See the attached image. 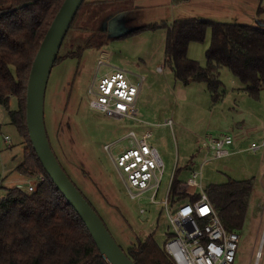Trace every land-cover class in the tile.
<instances>
[{
    "label": "rangeland",
    "instance_id": "rangeland-1",
    "mask_svg": "<svg viewBox=\"0 0 264 264\" xmlns=\"http://www.w3.org/2000/svg\"><path fill=\"white\" fill-rule=\"evenodd\" d=\"M111 1L116 5L103 8L104 18L98 28L110 40V25L118 28L122 22H115L119 16L115 19L107 17V14L127 8L122 1L133 7L137 0ZM138 1L145 6L135 10L138 17L131 18L134 28L151 23L169 24L174 19H207L203 18L205 13L202 10L193 6L171 11L169 0ZM98 16L96 14V18ZM214 17L215 21H224L222 23L238 21L239 25L264 29L261 23L264 15L255 24L241 22L246 21L245 18ZM88 34L81 29H72L62 42L58 59L69 56ZM210 37L208 31L204 43L190 44L188 58L201 67L206 63L205 51ZM164 43L163 30L142 31L111 40L99 50H85L79 60L68 58L54 66L44 95V124L50 147L70 181L123 251L143 242L152 233L157 246L162 248L171 232L163 208L150 202L151 192H145L136 199L129 198L110 156L103 150L104 145L120 141L128 131H134L138 137L150 133L149 142L160 155L163 173L156 201L165 198L175 167L180 169L176 177L180 184L191 179L193 173L199 174L196 181L201 190L223 184L228 179L250 180L253 190L243 228L237 231L240 242L234 264H255L254 253L264 228V149L256 152L245 149L251 143L260 145L264 141V87L255 100L224 68L219 77L221 99L212 103L205 84L182 86L174 80L165 63ZM101 60L107 64L100 73L120 69L129 73L134 83L137 77L143 78L141 97L136 104V120L107 119L89 109L86 91ZM158 68L162 70L158 71ZM9 109H16L15 98H11ZM165 122L170 124L165 125ZM220 134L232 136L241 152L213 159L204 144L207 135L216 137ZM6 136L8 141L4 139ZM127 146V140H121L113 154H117L118 148ZM25 148H28L27 139L10 125L7 112L0 107V199L5 189L17 187L24 191L29 184L35 188L40 178L35 173L23 175L16 172ZM195 192L199 193L200 189ZM258 264H264V247Z\"/></svg>",
    "mask_w": 264,
    "mask_h": 264
},
{
    "label": "trees",
    "instance_id": "trees-1",
    "mask_svg": "<svg viewBox=\"0 0 264 264\" xmlns=\"http://www.w3.org/2000/svg\"><path fill=\"white\" fill-rule=\"evenodd\" d=\"M63 1L0 0V107L7 112L10 125L28 141L16 172L35 173L42 179L35 183L31 193L13 187L5 189L0 199V264H107L82 221L45 174L31 147L25 125V98L31 65ZM122 2L128 7L112 10L107 17L133 8L128 2ZM110 4L116 5L112 1H83L65 38L74 28L89 34L63 60H79L85 50H99L111 40L142 31L165 30L164 59L175 81L182 86L205 84L212 103H217L221 99L220 71L225 68L249 97L258 99L264 87V29L207 19H184L171 24L151 23L110 40L98 29L104 18L102 10ZM134 12L131 17H138ZM131 23L135 26L133 21ZM208 31L211 37L205 51L206 63L201 67L187 57V51L191 43H204ZM63 60L57 56L53 67ZM11 98L16 100L15 110L9 109ZM179 172L180 169L174 172L171 201L197 200L198 194L177 193ZM252 188L250 180L228 179L204 190L227 231L243 228ZM124 252L135 264H174L163 246H157L153 233Z\"/></svg>",
    "mask_w": 264,
    "mask_h": 264
},
{
    "label": "built area",
    "instance_id": "built-area-1",
    "mask_svg": "<svg viewBox=\"0 0 264 264\" xmlns=\"http://www.w3.org/2000/svg\"><path fill=\"white\" fill-rule=\"evenodd\" d=\"M106 64L107 61L102 60L97 63V70L88 85L86 94L89 109L101 113L107 119L136 120V104L143 78L137 77L134 83L131 75L120 69L100 73ZM150 138V133L138 137L134 131H128L121 139L127 140V147L118 148L114 155L113 149L120 140L104 145L103 150L110 156L129 198L136 199L145 192H151L150 202L163 208L171 228L170 237L163 244L165 253L174 264H234L240 236L237 231H227L224 228L205 191L201 190L196 181L199 174L193 173L191 179L186 183H179L177 187L178 194H198L197 200L190 201L185 198L171 201L170 189L175 167L165 198L156 201L163 164L157 149L149 142ZM4 139L8 141L7 136ZM206 140L204 146L213 159H222L241 152L230 135H207ZM260 148L264 149V141L260 145L251 143L245 150L256 152ZM197 188L200 189L199 193L195 192ZM24 191L31 193L34 186L29 184ZM263 247L264 228L254 253L255 264L261 259Z\"/></svg>",
    "mask_w": 264,
    "mask_h": 264
},
{
    "label": "water",
    "instance_id": "water-1",
    "mask_svg": "<svg viewBox=\"0 0 264 264\" xmlns=\"http://www.w3.org/2000/svg\"><path fill=\"white\" fill-rule=\"evenodd\" d=\"M84 0H64L47 29L32 62L25 98V125L31 147L47 177L75 211L89 232L107 264H135L117 245L100 217L92 209L56 159L45 130V89L58 52L72 20ZM115 22H122L117 19ZM113 29L112 37L123 36L122 26Z\"/></svg>",
    "mask_w": 264,
    "mask_h": 264
},
{
    "label": "crops",
    "instance_id": "crops-1",
    "mask_svg": "<svg viewBox=\"0 0 264 264\" xmlns=\"http://www.w3.org/2000/svg\"><path fill=\"white\" fill-rule=\"evenodd\" d=\"M96 1H104V0H95ZM111 1V0H110ZM143 5L138 0L134 3V6L130 11H121L117 14L111 16L113 18H117L119 16V21L123 22V31H131L134 28V25L130 21V17L135 14L134 10L142 8ZM168 6L171 11H173L175 8H182L186 9L188 6H193L197 8L198 10H202L203 13H205V16L203 18H207V20H213L215 21L216 17L214 16H221L224 18H230L232 20H236V18H242L240 20L246 19V21L241 22H247L245 24H255L258 22V20H261L260 18H263L264 15V0H169ZM133 11V12H132ZM133 18V17H131ZM174 19L173 21H175ZM173 21H171L169 24H171ZM215 22H224V21H215ZM229 22V21H227ZM233 24H237L238 21H232ZM264 25V20L261 22ZM260 25V24H259ZM110 32H113V29H110ZM164 31V36H166V31ZM207 35V34H206ZM206 41V39H205ZM190 49V45L188 47L187 51V57L188 52ZM190 59V58H189ZM141 93L138 96L137 103L141 97Z\"/></svg>",
    "mask_w": 264,
    "mask_h": 264
}]
</instances>
